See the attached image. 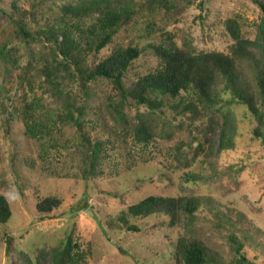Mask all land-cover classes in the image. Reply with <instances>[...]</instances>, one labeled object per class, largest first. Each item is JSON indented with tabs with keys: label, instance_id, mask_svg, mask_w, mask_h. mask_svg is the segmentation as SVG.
<instances>
[{
	"label": "trees",
	"instance_id": "16d2710c",
	"mask_svg": "<svg viewBox=\"0 0 264 264\" xmlns=\"http://www.w3.org/2000/svg\"><path fill=\"white\" fill-rule=\"evenodd\" d=\"M179 1L195 3L193 0H58L44 7V1L34 0L31 9L14 6L9 17L16 43L9 39L0 43V72L5 75L18 71L21 92L18 97L23 103L15 104L14 96L0 87V113L5 118L6 132L17 121L30 142L51 141L50 145L56 147L59 125L75 128L77 139L69 146H74L87 180L107 176L105 161L110 160L111 149L119 147L120 140L125 141L124 132L137 144L147 147L158 135L171 136L168 126L182 115L199 134L193 151L185 149L184 143L176 146V159L190 167L200 157L214 176H220L215 147L218 145L219 154L236 148L238 120L233 104L245 106L253 122L254 139L264 146V17L254 35L248 34L237 18L227 19L224 48L200 50L191 35L180 42L176 33L161 27L155 29L157 13L164 9L170 18L179 9ZM252 1L264 13V0ZM139 21L146 23L147 38L155 33L159 39L143 43L141 35L140 40L127 44L124 39ZM111 44H114L111 51L102 56V51ZM23 49L28 50L26 62H23ZM147 53L155 54L157 65L145 74L134 75V68ZM100 81L112 84L117 93L100 96L97 92ZM46 98L53 101V106L43 102ZM109 118L114 121L112 124ZM197 121L201 124L196 125ZM99 128L108 136L92 135ZM59 135L62 136L60 131ZM70 141L66 138L63 145L68 146ZM28 152L30 155L24 161L35 169L37 160L30 148ZM131 161H126L127 166L131 167ZM238 168L243 169L244 164ZM202 175L190 169L185 180L199 186ZM1 181L0 184L5 183ZM193 191L147 195L107 220V225L138 230L130 218L164 215L170 226L184 228L175 245V264H254L247 251L253 243L257 246L260 243L246 231L245 239L238 236L240 228L230 220L229 211L214 208L215 215L223 222L220 227L227 231L234 227V232H227L229 236H226L231 241L233 255L228 261L197 233L202 204L213 198ZM61 205L58 195L41 199L36 205L41 214L39 219L56 217L53 211ZM79 206L83 209L86 205L81 202ZM12 214L11 202L0 194V223L8 222ZM68 217L67 234L59 246L50 248L45 243L33 253L22 249L18 252L20 264H91V243L77 241L78 213L72 211ZM5 235L9 257L13 238ZM247 239H250L248 244Z\"/></svg>",
	"mask_w": 264,
	"mask_h": 264
},
{
	"label": "rangeland",
	"instance_id": "374dc122",
	"mask_svg": "<svg viewBox=\"0 0 264 264\" xmlns=\"http://www.w3.org/2000/svg\"><path fill=\"white\" fill-rule=\"evenodd\" d=\"M33 1L0 0V43L5 39L16 43L11 34L9 14L14 6L31 9ZM42 1L44 7L58 2ZM193 1V5L179 1V9H175L170 18H167L164 9L160 10L156 15L155 29L161 27L176 33L180 42L191 35L198 49L210 50L224 48L227 44L224 33V22L227 19L237 18L246 27L247 33L254 35L257 24L264 17V13L252 0ZM199 3H202L203 9ZM144 29L146 23L137 22L124 40L129 44L135 39L140 40L141 35L143 43L159 39L155 33L147 38ZM113 45L103 50L101 55H107ZM27 60L28 50L23 49V62ZM156 65L155 54L147 53L134 68V75L145 74ZM0 87L14 96L15 104L23 103L18 97L21 93L18 90V71L5 75L0 72ZM38 92L42 94L40 89ZM97 92L100 96L104 93H117L107 81L99 82ZM43 102L50 106L54 104L50 98ZM232 107L238 120L236 148L219 154L218 145L215 147L220 176H214L208 164H203L200 157L190 167L176 159V146L184 143L185 149L193 151L197 146L195 137L199 134L194 125L188 126L190 122L183 119L182 115L168 126L171 136L168 133L158 135L156 141L147 147L137 144L132 136L124 132L122 138L125 141L120 140L119 147L111 149L110 160L105 161L107 176L96 177L94 180H87L82 175L79 156L74 146H69L77 139L75 128L59 125L58 130L62 136L59 131L55 135L59 145L55 147L50 145L51 141L45 143L36 139L30 142L17 121L7 133L3 127L4 115L0 113V149L3 156L0 173L6 174L0 177V181H5L0 184V194L6 195L13 206L10 220L0 223V264H20L18 252L22 249L33 253L34 249L45 243L50 248L59 246L67 234L68 216L72 211L78 213L75 220L77 241L88 240L93 248L91 264H175V245L183 227L170 226L164 215L132 217L131 223L139 229L131 231L110 227L107 220L147 195H168L182 190L188 193L195 190L213 198L211 202L204 201L202 204L196 224L197 233L217 249L226 261L233 257L231 241L226 236H229L227 232H234V227L232 231L220 227L219 224L223 222L215 215L214 208L230 212V220L239 226L237 234L242 240L245 239L244 231L253 235L260 245L253 243L247 256L254 264H264V146L260 140L254 139L253 122L245 106L233 104ZM113 122L109 118V123ZM199 124L197 121L196 125ZM98 133L103 137L108 136L100 128L93 131L92 135ZM66 138L71 140L68 146L63 145ZM29 148L37 160L35 169L24 161L30 155ZM127 160H132L131 167L127 166ZM242 164L244 168H238ZM190 169L203 174L199 186L186 182L185 174ZM208 177L210 179L204 180ZM114 193L118 195L114 196ZM53 194L62 199L61 207L53 211L56 217L39 219L41 214L37 211V203ZM81 202L86 205L83 209L79 206ZM212 202L213 205H210ZM96 209L99 212L95 214ZM6 233L13 238L12 254L9 257ZM249 242L250 239H247L246 244Z\"/></svg>",
	"mask_w": 264,
	"mask_h": 264
}]
</instances>
